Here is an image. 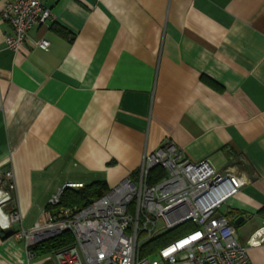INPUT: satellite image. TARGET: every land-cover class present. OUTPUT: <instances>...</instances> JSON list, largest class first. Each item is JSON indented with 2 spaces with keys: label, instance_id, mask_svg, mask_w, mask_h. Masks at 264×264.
Here are the masks:
<instances>
[{
  "label": "crops",
  "instance_id": "obj_1",
  "mask_svg": "<svg viewBox=\"0 0 264 264\" xmlns=\"http://www.w3.org/2000/svg\"><path fill=\"white\" fill-rule=\"evenodd\" d=\"M7 1L0 199L10 200L0 225L10 213L21 222L0 228V264L49 255L29 257L13 234L42 222L65 184L135 180L143 156L166 141L244 183L217 214L247 246L264 221V0H41L54 20L32 28L18 52L4 44ZM247 254L264 264V240Z\"/></svg>",
  "mask_w": 264,
  "mask_h": 264
},
{
  "label": "built area",
  "instance_id": "obj_2",
  "mask_svg": "<svg viewBox=\"0 0 264 264\" xmlns=\"http://www.w3.org/2000/svg\"><path fill=\"white\" fill-rule=\"evenodd\" d=\"M55 1V0H53ZM2 20L10 32L4 35L5 46L13 52L22 49L28 32L51 23L54 17L41 0H8ZM46 51L49 43L36 42ZM159 168L164 176L148 184L149 172ZM12 174H5L3 186L10 191ZM243 182L228 172L214 170L208 162H191L169 141L155 152L144 155L136 179H123L103 196L83 207H61L62 190L78 189L82 184H65L49 198L42 222L13 234L23 241L27 255L31 249L64 233L73 238L71 246L47 255L41 264H252L248 248L264 240V221L247 246L241 245L234 227L218 215L219 208L234 197ZM1 194V192H0ZM10 200L4 194L0 205ZM1 229L20 224L18 213L3 216ZM184 223L194 226L153 257H140V246L160 233Z\"/></svg>",
  "mask_w": 264,
  "mask_h": 264
},
{
  "label": "trees",
  "instance_id": "obj_3",
  "mask_svg": "<svg viewBox=\"0 0 264 264\" xmlns=\"http://www.w3.org/2000/svg\"><path fill=\"white\" fill-rule=\"evenodd\" d=\"M56 32L62 36L66 37V34L61 29H56ZM164 176V172L155 168L149 172L148 184H155ZM108 187L105 182L99 181L94 182L90 185L83 186L76 190L74 189H64L60 194L59 205L61 207H76L80 208L88 204L101 196H103L107 191ZM261 216L264 217V208L259 212ZM194 226L190 223H184L177 227H174L168 231L158 234L149 241L143 243L139 248L140 257H153L159 250L169 245L171 242L184 235L187 231H192ZM73 243V238L69 233H64L53 239L44 241L36 246H34L31 251L37 255H47L52 254L62 248L71 246Z\"/></svg>",
  "mask_w": 264,
  "mask_h": 264
},
{
  "label": "water",
  "instance_id": "obj_4",
  "mask_svg": "<svg viewBox=\"0 0 264 264\" xmlns=\"http://www.w3.org/2000/svg\"><path fill=\"white\" fill-rule=\"evenodd\" d=\"M238 224H239V221H236V222L234 223L235 226H237Z\"/></svg>",
  "mask_w": 264,
  "mask_h": 264
},
{
  "label": "rangeland",
  "instance_id": "obj_5",
  "mask_svg": "<svg viewBox=\"0 0 264 264\" xmlns=\"http://www.w3.org/2000/svg\"><path fill=\"white\" fill-rule=\"evenodd\" d=\"M187 232H189V231H187ZM187 232H186V233H187Z\"/></svg>",
  "mask_w": 264,
  "mask_h": 264
}]
</instances>
